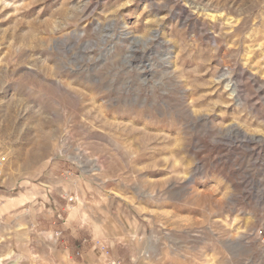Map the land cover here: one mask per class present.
<instances>
[{
    "label": "rangeland",
    "instance_id": "rangeland-1",
    "mask_svg": "<svg viewBox=\"0 0 264 264\" xmlns=\"http://www.w3.org/2000/svg\"><path fill=\"white\" fill-rule=\"evenodd\" d=\"M103 253L264 264V0H0V264Z\"/></svg>",
    "mask_w": 264,
    "mask_h": 264
},
{
    "label": "built area",
    "instance_id": "built-area-1",
    "mask_svg": "<svg viewBox=\"0 0 264 264\" xmlns=\"http://www.w3.org/2000/svg\"><path fill=\"white\" fill-rule=\"evenodd\" d=\"M106 264H123L121 260H108Z\"/></svg>",
    "mask_w": 264,
    "mask_h": 264
},
{
    "label": "crops",
    "instance_id": "crops-1",
    "mask_svg": "<svg viewBox=\"0 0 264 264\" xmlns=\"http://www.w3.org/2000/svg\"><path fill=\"white\" fill-rule=\"evenodd\" d=\"M112 258H116L115 256V253H112V252H110V254H109ZM103 256L105 257V261H107V259L109 258V256H107V254H105V253H103Z\"/></svg>",
    "mask_w": 264,
    "mask_h": 264
}]
</instances>
